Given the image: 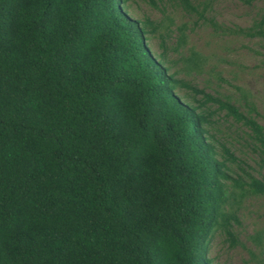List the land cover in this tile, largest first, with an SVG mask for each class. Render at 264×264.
<instances>
[{
	"label": "trees",
	"instance_id": "obj_1",
	"mask_svg": "<svg viewBox=\"0 0 264 264\" xmlns=\"http://www.w3.org/2000/svg\"><path fill=\"white\" fill-rule=\"evenodd\" d=\"M132 1L0 0V264H212V238L235 246L241 205L264 200V176L232 149L264 174L250 96L185 82L168 51L191 72L206 57L179 53L185 25L135 19ZM212 1L169 0L197 26ZM212 26L264 40V16ZM159 29L176 49L152 51Z\"/></svg>",
	"mask_w": 264,
	"mask_h": 264
},
{
	"label": "rangeland",
	"instance_id": "obj_2",
	"mask_svg": "<svg viewBox=\"0 0 264 264\" xmlns=\"http://www.w3.org/2000/svg\"><path fill=\"white\" fill-rule=\"evenodd\" d=\"M153 1L164 12L143 0L129 2L128 12L135 19L148 18L151 21H160L162 25L171 24L172 21V31L185 25L187 44L180 48L179 53L187 55L192 48L207 60L202 61L200 69L188 71L186 63L181 61V54L169 50L176 49L178 34L167 38L162 29L152 34V51L158 54L164 51V47L168 48L173 72H180V77L197 90H204L207 94L222 98L229 97L232 104L238 103L237 106L242 100V94L238 90L248 94L258 113L256 120L264 126V40L221 36L214 32L212 26V23H216L230 28L253 27L264 16V0H214L208 9V17L213 20L212 23H203L201 20L198 26L193 23L195 18L189 17L181 9H174L169 0ZM204 1L192 0L194 4ZM200 8L203 7L198 9ZM220 124H223L221 129L228 136L236 133L235 128H231L230 121H220ZM232 149L247 161L255 177L264 176L255 167V158L249 149L235 143ZM239 217L241 224L235 225L238 237L235 246L232 247L227 237L220 233L212 238L208 250V259L212 260V264H264V200L247 198L241 205ZM257 233L261 235L259 242L252 239Z\"/></svg>",
	"mask_w": 264,
	"mask_h": 264
}]
</instances>
